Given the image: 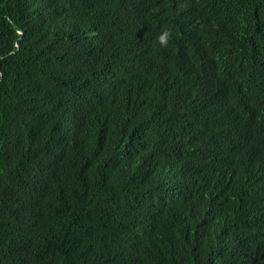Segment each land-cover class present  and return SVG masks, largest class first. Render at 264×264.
<instances>
[{"label":"trees","instance_id":"1","mask_svg":"<svg viewBox=\"0 0 264 264\" xmlns=\"http://www.w3.org/2000/svg\"><path fill=\"white\" fill-rule=\"evenodd\" d=\"M0 264H264V0H0Z\"/></svg>","mask_w":264,"mask_h":264},{"label":"clouds","instance_id":"2","mask_svg":"<svg viewBox=\"0 0 264 264\" xmlns=\"http://www.w3.org/2000/svg\"><path fill=\"white\" fill-rule=\"evenodd\" d=\"M171 33L172 30L170 28H166L162 30L161 34L158 36V42L162 47H167Z\"/></svg>","mask_w":264,"mask_h":264},{"label":"bare ground","instance_id":"3","mask_svg":"<svg viewBox=\"0 0 264 264\" xmlns=\"http://www.w3.org/2000/svg\"><path fill=\"white\" fill-rule=\"evenodd\" d=\"M252 56V55H251Z\"/></svg>","mask_w":264,"mask_h":264}]
</instances>
